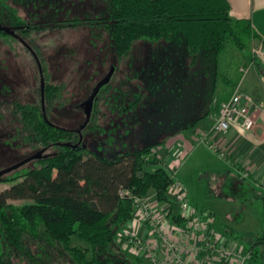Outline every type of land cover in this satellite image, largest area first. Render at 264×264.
I'll return each mask as SVG.
<instances>
[{
  "label": "rangeland",
  "instance_id": "1",
  "mask_svg": "<svg viewBox=\"0 0 264 264\" xmlns=\"http://www.w3.org/2000/svg\"><path fill=\"white\" fill-rule=\"evenodd\" d=\"M54 2L0 0L3 26H15L13 13L27 23L45 26L20 33L21 38L0 32V85L5 87V92L0 88V127L15 129L21 120L19 115L18 120H13L10 113L15 101L29 107L41 102L42 75L36 55L43 60L41 66L45 67L46 75L52 76L53 82L62 88L59 103L65 105L61 106L74 108L69 116L49 113V119L54 121L51 123L65 128L78 127L80 122L75 119L84 118V114L77 106L114 71L101 103V120L87 129L83 138L86 152L108 159L156 143L161 144L155 148L168 145L173 135L206 115L211 106L212 85L217 81L221 85L227 79V67L235 72L236 78L245 68L244 58L259 59L255 50L264 48L254 40L245 50L229 43L219 65L212 51L204 53L192 65L185 43L141 40L134 44L128 56L119 57L109 29V5L105 1L66 0L58 6ZM74 18L109 21L56 26L57 21ZM128 103L132 107L125 111ZM196 145V153L187 161L186 156L176 172V178L188 192L190 206L204 212L208 222L211 218L209 226L215 227L223 238L230 239L233 235L238 249L249 253L255 245L264 250V245L255 244L264 235V180L254 184L244 179L209 144ZM28 151L29 148L9 156L0 169L25 159L32 153ZM12 184L1 183L0 192ZM10 203L20 206L26 201L10 200ZM186 224L187 221L182 225L174 223L172 227L183 229ZM120 242L124 247L123 235ZM72 245L89 246L77 237ZM125 250L138 264H150L145 255L140 257ZM250 264H264V258L251 257Z\"/></svg>",
  "mask_w": 264,
  "mask_h": 264
},
{
  "label": "trees",
  "instance_id": "2",
  "mask_svg": "<svg viewBox=\"0 0 264 264\" xmlns=\"http://www.w3.org/2000/svg\"><path fill=\"white\" fill-rule=\"evenodd\" d=\"M64 1L55 0L54 5ZM103 1L109 5V29L119 57L128 56L141 40L185 43L191 64L196 65L206 52L212 51L219 62L229 43L245 50L260 39L250 20L232 19L228 0ZM13 21L15 26H26L23 33L45 27L27 23L15 13ZM108 21L63 19L56 26ZM44 71L46 100L59 102L62 88L46 75L45 67ZM10 111L13 120L17 115L21 120L15 129L0 127V135L8 134L0 146V164L28 148V153L46 148L48 154L0 177V184L13 183L0 192V264H138L120 237L135 216L137 198L154 190L158 200H168L172 178L166 160L154 152L161 143L108 159L86 152L74 131L45 122L40 106L15 101ZM226 160L230 161L228 156ZM20 199L26 203H10ZM172 221L182 225L185 219ZM75 237L89 246H73ZM255 244L264 245V235ZM250 253L264 258V250L255 245Z\"/></svg>",
  "mask_w": 264,
  "mask_h": 264
},
{
  "label": "built area",
  "instance_id": "3",
  "mask_svg": "<svg viewBox=\"0 0 264 264\" xmlns=\"http://www.w3.org/2000/svg\"><path fill=\"white\" fill-rule=\"evenodd\" d=\"M257 52L264 63V48ZM246 73L247 69L242 68ZM254 102L250 96L241 92L237 87L232 95L221 102L219 112L215 118L214 128L217 132L226 134L233 126L248 131L255 129L257 117L254 111ZM201 142L209 144L221 157L226 159L227 154L210 140V135L204 133ZM172 156L174 166L167 168L172 178L168 190V200L164 201V208L158 207L149 199H136L135 219L149 226V237H139L128 232L125 237L124 249L142 257L145 255L150 264H250L251 253L244 252L232 246L228 239L223 238L209 226L207 215L189 204L188 192L184 184L176 178V171L185 156V147L182 143L176 144ZM181 217L187 221L183 229L172 227V218ZM133 218V219H134ZM198 228V231L192 228Z\"/></svg>",
  "mask_w": 264,
  "mask_h": 264
},
{
  "label": "crops",
  "instance_id": "4",
  "mask_svg": "<svg viewBox=\"0 0 264 264\" xmlns=\"http://www.w3.org/2000/svg\"><path fill=\"white\" fill-rule=\"evenodd\" d=\"M228 1L231 5L230 15L232 19L234 21L250 20L260 38L254 39V41L264 46V0ZM243 61L244 67L247 69L246 73L242 72L235 78V72L227 67L229 78L227 77L221 85H218V81L214 86L212 85L209 93L211 96L209 110L212 107L214 109L209 115H207L208 110L206 115L196 121L194 127H187L181 133L173 135L165 147L155 148L154 152L166 160L169 168L174 166L172 151L176 144L182 143L184 145V158L187 156V161L196 153L198 149L196 144L202 143L200 141L201 136L207 133L210 135L212 143L227 154L230 161L226 160V162L231 169L254 184L256 181L264 180V63L251 57H245ZM235 85L236 88L240 87L241 92L252 98L257 124L252 131L233 126L226 134H222L214 128L215 118L219 112V103L232 95ZM145 198L152 201L158 209L164 208V201L158 200L155 191L150 192ZM213 229L217 232L215 227ZM126 232L145 238L149 237L151 230L149 226L134 218L128 223L122 234ZM233 237L232 235L228 239L229 243L234 247H239Z\"/></svg>",
  "mask_w": 264,
  "mask_h": 264
},
{
  "label": "flooded vegetation",
  "instance_id": "5",
  "mask_svg": "<svg viewBox=\"0 0 264 264\" xmlns=\"http://www.w3.org/2000/svg\"><path fill=\"white\" fill-rule=\"evenodd\" d=\"M3 27H5V26H3ZM6 28H9L11 31H13V34L8 33L9 35L20 37V33H22V31H24L26 29V26H12V27H6ZM0 32H5V31H0ZM40 62L42 64L41 59H40ZM42 69H43L44 79H45V83H44L45 103L43 105V97H42L43 96V85H41V87L39 89V93H40L39 95H40V98H41V102L40 103L35 102L34 104H32V106H40V108H41V112L40 113L42 114L43 119L45 120V122H48L49 124L53 125L56 128H63V129H68V130L74 131V134L78 138V141L84 144L83 138H84V134H85L86 130L92 128L93 126H97V124H95V123L96 122H100V120H101V117H102V105H101V103L103 102V99L105 98V95H106V91L105 90H107L111 86V78L113 76V72L114 71H112L104 79V81H102L100 84L105 82V80H107L108 77L110 76V80L108 82L102 84L101 87H99V88H98L99 85H97L93 89V91L89 94V96H87L85 99H83L81 101V104L79 106H77V108L80 109L83 112V114H84V118L78 117L77 119H75V120H78V122H80L78 127H76V128H65L63 126H58V125H55L54 123H51V122H54V121H51L49 119V113L50 112L53 113L54 116H59V115L61 117L69 116V115L72 114V112H74V110H73L74 108L71 107V106H61V105H65V104H61V103H59L57 101L54 102V100L53 101L51 100L49 103L47 102V100H46V88H45L47 80H46V77H45L44 68L42 67ZM40 70H41V68H40ZM50 79L52 80V76H50ZM0 88H2V87H0ZM92 96H94V97L92 98ZM112 101H113L114 104L117 103V100H113L112 99ZM130 104L129 103L126 104L125 107H128ZM7 136H8V134L0 135V146L2 145L3 140ZM36 154H38L37 158H35L32 161L26 163L22 167L31 164V162H33L34 160H36L38 158L45 157L48 153H47L46 148H44V149H42L40 151L32 152V153L28 154V156L25 159H27V158H29L31 156H34ZM25 159H23V160H25ZM23 160H21V161H23ZM21 161H19V162H21ZM19 162H17V163H19ZM17 163H15V164H17ZM15 164H13V165H15ZM13 165H11V166H13ZM8 167H10V166H8ZM22 167H20V168H22ZM0 170H2V169H0Z\"/></svg>",
  "mask_w": 264,
  "mask_h": 264
},
{
  "label": "water",
  "instance_id": "6",
  "mask_svg": "<svg viewBox=\"0 0 264 264\" xmlns=\"http://www.w3.org/2000/svg\"><path fill=\"white\" fill-rule=\"evenodd\" d=\"M0 31H5V32H7V33L13 34V31H11L9 28L3 27L1 24H0ZM36 58H37V60H38V62H39V64H40V68H41V74H42V85H43V96H42V97H43V105H44V103H45V90H44L45 79H44V73H43V69H42V66H41L40 59L38 58L37 55H36ZM109 80H110V76H109L108 79L105 80V82H103L102 84L108 82ZM102 84H100V85L98 86V88L101 87ZM93 97H94V96H92V98H93ZM37 157H38V154H36V155H34V156H31V157H29V158H27V159H25V160H23V161H21V162L15 164V165H13V166H10V167H7V168H4V169L0 170V177H1V176H4V175H7V174H9V173H11V172H13V171H15L16 169L22 167L23 165H25L26 163L32 161L33 159H35V158H37Z\"/></svg>",
  "mask_w": 264,
  "mask_h": 264
}]
</instances>
